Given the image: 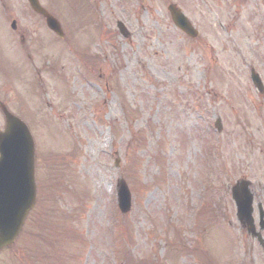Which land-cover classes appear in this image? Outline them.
<instances>
[{
  "label": "rangeland",
  "instance_id": "rangeland-1",
  "mask_svg": "<svg viewBox=\"0 0 264 264\" xmlns=\"http://www.w3.org/2000/svg\"><path fill=\"white\" fill-rule=\"evenodd\" d=\"M188 1L49 3L66 40L49 33L42 61L29 49L35 81L11 21L0 17V97L34 135L37 181L36 206L15 242L1 249L0 264L235 263L240 230L230 188L239 175L258 182L242 168L264 161L257 153L264 148V96L250 84L252 65L264 72V61L254 36L240 52L219 50L215 27L209 47L192 45L167 9L175 2L187 12ZM17 4L18 29L39 33ZM192 7L195 17L204 15L200 0ZM117 20L131 35L119 32ZM119 178L133 194L127 213L117 206ZM221 208L220 218L210 211ZM194 244L193 256L177 249ZM238 254L244 258L240 246ZM257 254L247 264H264Z\"/></svg>",
  "mask_w": 264,
  "mask_h": 264
},
{
  "label": "flooded vegetation",
  "instance_id": "flooded-vegetation-1",
  "mask_svg": "<svg viewBox=\"0 0 264 264\" xmlns=\"http://www.w3.org/2000/svg\"><path fill=\"white\" fill-rule=\"evenodd\" d=\"M51 1V2H50ZM56 1L62 0H40V2L47 9L50 7L49 3H55ZM198 0H189L190 9L187 10L186 14L188 15L191 23L197 29L196 36H187L191 44L195 43L201 47H209V37L211 33L210 30L217 28L218 39H219V50L222 52H227L232 50L235 52H240L242 42L253 38L257 39L253 48L257 52L256 58L261 59L262 53H264V0H200L201 4L205 6L203 9L204 15L201 13L199 17H195L197 11L194 10L192 5L196 4ZM18 3L25 10L20 11V15L25 16V18L33 17L37 21V24H42L45 22V17L35 12L27 0H0V17L6 21L17 19V14L15 11L14 4ZM49 10V9H48ZM211 14H218V17H210ZM15 37L18 38L23 48L26 50L28 56L29 49H31L38 58L42 55V50L45 44V36L38 34V29H15ZM36 32V33H35ZM202 33V35H201ZM203 36V38H202ZM245 45L246 47L248 46ZM210 50V49H207ZM260 62V61H259ZM32 65L35 66V62L32 61ZM255 67V68H254ZM251 67V71H255L259 74L263 86L261 89H258L252 81L250 76L251 87L255 90L256 96H264V72L259 70V67ZM258 155L264 157V148H259L257 150ZM254 153V151L252 152ZM262 159V158H261ZM264 160V159H263ZM253 161V160H252ZM259 161V162H257ZM262 168V172H260ZM250 175L256 177L258 182H251V190L254 196V209H253V221L254 228L252 231L248 230L246 225H243L237 219V227L240 230V239L239 242L242 245L245 251V262L247 264L252 262L254 263L257 259L256 250L261 251L260 254L264 255V214L261 213V208L264 211V161L261 162L260 159L256 162H251L249 165ZM241 179L247 178L245 175H240ZM246 239V242L244 239ZM238 261H235L234 264H238Z\"/></svg>",
  "mask_w": 264,
  "mask_h": 264
},
{
  "label": "water",
  "instance_id": "water-1",
  "mask_svg": "<svg viewBox=\"0 0 264 264\" xmlns=\"http://www.w3.org/2000/svg\"><path fill=\"white\" fill-rule=\"evenodd\" d=\"M33 7L44 12L38 0H30ZM175 23L185 32L192 33L187 17L175 5L169 6ZM48 16L51 28L58 23ZM122 25V30L123 29ZM7 119L5 130L0 131V248L10 244L20 232L29 211L36 201L35 145L28 126L4 107ZM217 126L220 127L219 120ZM246 182L233 188L242 221L251 220V194ZM119 205L123 212L131 209V192L126 182L119 181Z\"/></svg>",
  "mask_w": 264,
  "mask_h": 264
}]
</instances>
